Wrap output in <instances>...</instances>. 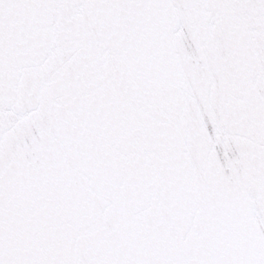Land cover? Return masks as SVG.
Masks as SVG:
<instances>
[{"label":"snow or ice","instance_id":"snow-or-ice-1","mask_svg":"<svg viewBox=\"0 0 264 264\" xmlns=\"http://www.w3.org/2000/svg\"><path fill=\"white\" fill-rule=\"evenodd\" d=\"M0 264H264V0H0Z\"/></svg>","mask_w":264,"mask_h":264}]
</instances>
